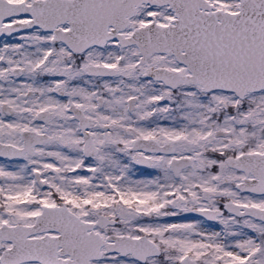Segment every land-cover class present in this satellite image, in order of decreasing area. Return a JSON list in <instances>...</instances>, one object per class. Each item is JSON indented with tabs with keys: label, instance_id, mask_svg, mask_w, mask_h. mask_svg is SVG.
Here are the masks:
<instances>
[{
	"label": "snow or ice",
	"instance_id": "1",
	"mask_svg": "<svg viewBox=\"0 0 264 264\" xmlns=\"http://www.w3.org/2000/svg\"><path fill=\"white\" fill-rule=\"evenodd\" d=\"M0 264H264V0H0Z\"/></svg>",
	"mask_w": 264,
	"mask_h": 264
}]
</instances>
